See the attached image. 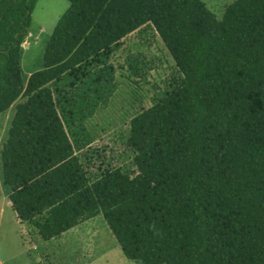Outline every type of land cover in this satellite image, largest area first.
<instances>
[{
    "label": "trees",
    "instance_id": "16d2710c",
    "mask_svg": "<svg viewBox=\"0 0 264 264\" xmlns=\"http://www.w3.org/2000/svg\"><path fill=\"white\" fill-rule=\"evenodd\" d=\"M36 1L0 0V114L15 104L0 172L16 224L49 241L102 216L140 264H264V0L220 18L202 0H67L25 81ZM146 26L175 73L130 120L133 175L94 178L83 122L111 93L107 58Z\"/></svg>",
    "mask_w": 264,
    "mask_h": 264
},
{
    "label": "rangeland",
    "instance_id": "374dc122",
    "mask_svg": "<svg viewBox=\"0 0 264 264\" xmlns=\"http://www.w3.org/2000/svg\"><path fill=\"white\" fill-rule=\"evenodd\" d=\"M202 1L220 18L225 7L235 0ZM68 5L67 0L36 1L29 34L22 44L21 69L25 81L42 68L46 43ZM106 63L113 68L108 82L111 93L83 122L90 142L78 153L94 178L107 167L120 168L133 175L135 153L126 145L130 120L168 90L176 69L160 37L150 26L127 35ZM14 112L15 104L0 114V147ZM0 264L140 263L124 257L102 216L49 241L40 240L35 230L25 224L18 226L8 205L0 172Z\"/></svg>",
    "mask_w": 264,
    "mask_h": 264
}]
</instances>
